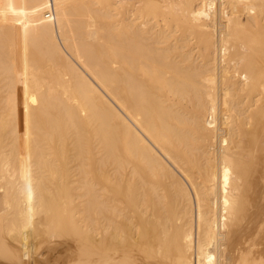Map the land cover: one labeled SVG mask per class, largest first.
Segmentation results:
<instances>
[{
  "label": "bare ground",
  "instance_id": "6f19581e",
  "mask_svg": "<svg viewBox=\"0 0 264 264\" xmlns=\"http://www.w3.org/2000/svg\"><path fill=\"white\" fill-rule=\"evenodd\" d=\"M258 203L264 0H0V264H264Z\"/></svg>",
  "mask_w": 264,
  "mask_h": 264
},
{
  "label": "rangeland",
  "instance_id": "374dc122",
  "mask_svg": "<svg viewBox=\"0 0 264 264\" xmlns=\"http://www.w3.org/2000/svg\"><path fill=\"white\" fill-rule=\"evenodd\" d=\"M263 203H258L253 209L255 215L253 225L242 230L240 234L235 235L229 241L232 242V253L229 259L234 258L236 261L240 254L246 253L251 255H260L264 252V231H256L264 223V213L260 212Z\"/></svg>",
  "mask_w": 264,
  "mask_h": 264
}]
</instances>
